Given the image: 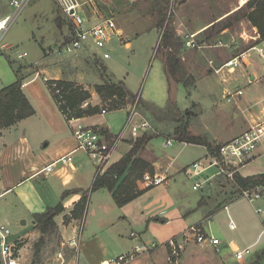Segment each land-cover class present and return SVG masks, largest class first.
<instances>
[{
	"label": "crops",
	"instance_id": "0c3cea01",
	"mask_svg": "<svg viewBox=\"0 0 264 264\" xmlns=\"http://www.w3.org/2000/svg\"><path fill=\"white\" fill-rule=\"evenodd\" d=\"M249 1L251 0H246L245 4H241V0L227 1L228 4H226L224 11L214 16L211 20H206L201 23L198 11L196 13L192 11L189 20L185 13H179L174 23V27L184 44L180 54L182 63L187 73L195 79L194 84L189 87V98L202 100L204 97H208L211 100H215L220 97L225 102L222 103L220 108H210L211 115L217 118L215 122L219 125L218 127L216 126L217 128H213L212 134H210L211 136L195 134L190 129L191 136L206 137L210 143L217 146L240 136L252 125L260 122L264 117V40L261 39L258 28L248 18H233L232 21L228 22ZM3 18H0V20ZM187 21H190V24ZM44 36L45 34L38 36L40 42L46 41L43 39ZM190 36H194L203 48H186L185 41ZM122 45H125L126 48H131L132 46L130 41ZM3 48L13 47L6 43V45H3ZM73 61L78 60L75 59ZM165 62L166 56L163 53L162 63L165 78L169 85L174 83L184 87V84L176 83L168 77ZM230 62H233V64H229ZM35 64H39L38 66H40L42 62ZM67 71L69 72L68 75L63 74L62 77L56 80L60 79L73 83L76 87L80 86V88L82 85H86L84 90L91 94L89 100L94 98L99 102V104L92 105L91 109L95 111L96 109H100L99 106H102L105 100L99 95L96 88L104 85L105 81L101 80L98 83L88 82L85 78L88 76L81 72L78 73H81L83 76L77 74L76 67L71 66ZM77 75H79V81L77 80ZM117 79L115 81L122 83L130 92V86L125 81ZM39 80H41L39 74L32 81L26 82L24 79L22 87L23 92L35 109V114L17 125L1 131L0 135V225L7 226L12 232V239L19 243L22 264H31L32 259L39 257V255L36 256V244L32 245V241L39 237L41 232L36 228L33 215L42 214L51 208L57 207L62 202V196L66 192H71V194L64 199V208L65 210L71 209V211H74L75 206L84 197L85 193L90 190L98 175L94 162L82 151L74 155L75 159H73V162L67 165H57L51 173L45 171L49 165L72 153L77 148L78 143L74 136V129L79 126H97L104 127L110 135H116L110 127L111 122H109V119H106L109 117L106 115L107 113L103 115H87L75 119L72 123H68L44 81L39 83ZM232 94L240 95L228 100V96ZM197 103L199 104L200 102ZM193 105L196 107V103ZM226 105L233 106L230 108ZM213 107H216V105L214 104ZM117 113H123L125 121H128L130 118L126 110L123 109L115 110L109 115ZM145 122L149 123L136 111L132 118V126ZM149 128L141 129L138 136L142 132H147ZM132 136V133L129 131L126 133L124 138L130 139V142H121L119 144L127 147L126 154H120L117 158L111 160V167L117 164L132 150L133 143L135 142V139H131ZM152 141L147 144L146 149L143 147L134 157V160L138 159L148 163L149 168L143 170L142 165H136V173L133 174L132 180L136 185L140 179L138 172L150 170L153 173L152 175L160 176L165 180L162 186L140 191L142 192L140 198H137L124 207L117 206L112 193L108 189L99 190L100 192L106 191L110 195L113 203L118 208H121V211L125 214L122 218L124 221L128 223L132 221L130 220V216L132 215L130 209L132 207L135 205L142 207L144 203H147L143 211V213H147L146 219L148 218V221L145 223L146 231L149 228L156 231L160 226L170 228V234L167 240L160 246L157 242L148 244H158V248L151 251L157 250L153 255L159 253L158 257H154L149 264H159L160 254L165 253L163 252L164 249L166 250L165 245L172 238H179V236L183 235L185 236L183 238L185 244L191 242L186 236L194 228L197 230L201 228L207 236L220 240L221 243L218 246L211 244L201 246L195 239L198 247L203 251L213 254L214 257L212 258L214 261L216 260L217 264H249L247 262L252 260L253 257H256L255 259L261 258L264 263V210L262 208L264 207V192L262 193L261 199L255 203H251L243 197H238L235 192L237 189L235 186L222 183L230 187L233 193H236V197L229 202L226 201V203H223L221 207L219 206L220 208L213 212L212 210L209 211V207L206 206V208L208 207V212L200 204V196L203 193L194 191L193 186V193H199L200 196L193 201L192 207L186 209L177 204L179 201L177 197L168 194L171 190L168 191V189H165L166 193L165 197H162V201L169 202V206L171 208L174 207L175 210L169 213L166 210L160 211L154 208L150 211V208L154 204H151L149 200L161 202L158 194H151L160 188L169 187V185L174 183L176 176L182 173L187 174L189 169L185 168L181 170V168H172L175 165V158L171 161L170 165L164 166L163 162L159 158H156L152 152ZM173 141L175 144L176 141ZM180 143H183L185 146L193 145L186 142ZM197 146L205 150L203 157L207 158L209 153H211L206 146ZM262 160L264 158L254 160L243 167L238 175L243 178L264 175V164L262 162V164H256ZM132 168L133 163L119 180V185L127 177ZM135 179L137 180L136 182ZM147 196H150L149 199H147ZM259 203L261 206H259ZM242 204H248L254 209L255 214L260 217L262 216V220L259 219L258 225H247L243 218V211L239 210ZM258 210L261 211L258 212ZM63 214L65 212L55 218V222L61 233H63L62 229L65 227L62 226L64 220ZM59 220L60 222H58ZM73 220L74 222L78 221ZM173 222L181 223L179 228L171 229L174 226ZM18 223L21 225L18 226ZM28 226L30 228L26 229ZM65 230L66 236L64 238L67 241L65 245L70 248L74 255L75 249L71 245V242H77V239L75 237L67 239L71 232V227ZM133 234L134 237L137 235L135 232ZM78 244L81 254L82 250H80V247H83L81 239L78 241ZM247 248H251L253 251L252 255L248 256L244 262L237 261L235 252L243 251ZM60 253L65 254L66 264H76V256L72 258V256L67 255L64 251ZM59 254L54 257L53 263L51 264H62V259H59ZM108 260V258L100 257L95 260L94 264H102Z\"/></svg>",
	"mask_w": 264,
	"mask_h": 264
},
{
	"label": "rangeland",
	"instance_id": "374dc122",
	"mask_svg": "<svg viewBox=\"0 0 264 264\" xmlns=\"http://www.w3.org/2000/svg\"><path fill=\"white\" fill-rule=\"evenodd\" d=\"M14 1L16 0H0V18L12 15L14 12L12 3ZM168 1L169 0L96 1L104 14L115 17L118 28L122 33V42L118 40L112 42L111 59L104 63H96L93 59L86 60L84 57L76 58L78 61H73L75 58H69V60L64 61L56 57L53 50L67 41L69 30L68 21H66L60 12L55 0H30L20 16L14 21L4 41L0 43V89H2L3 86L6 87L15 82L19 68V77L23 80L25 79L26 82L34 80L39 74L41 78L39 83L44 81L52 96L54 93L52 84L56 81H63L56 79L62 77L63 74L68 75L69 72L67 69L71 66L77 68V74L82 75L81 73H84L88 76H84L88 82L98 83L104 80L107 82L120 83L115 81L117 78V80L125 81V83L130 86V92L135 95V98L126 97L124 99V104H119L117 107L111 106V104H113L112 101L114 103L115 101L118 102L117 99L114 98L112 101L105 100L103 105L99 106L100 109H96L97 113H95L103 115V111L106 110V115L109 116L106 119H109V122H111L110 127L117 135L114 136L109 134L111 142L118 141L116 146L117 149L115 148L111 160L117 158L120 154H126L125 151L127 147L119 144L121 142L129 143L130 139H125L124 137L128 131L130 133L132 132L131 128L128 127L129 120L127 119L128 121H125L123 113L109 114L115 110L123 109L126 110L128 116L131 118L134 110L135 112L137 111L149 122L150 128L147 132H142L141 135L136 138L133 136L131 137V139L135 138L133 146L139 140L151 137L152 140H154H150L152 141V152L156 158H159L160 161L163 162L164 166L170 165L171 161L175 158V165L172 168H181V170L189 168L187 174L182 173L176 176V178H174V183L169 185V187L160 188L151 194H158L161 202L149 200L151 204H154V206L150 208V211L157 208L160 211L166 210V212L171 213L175 208H171L169 202L167 203L165 200L162 201V197H165V189H168V191L171 190L170 193L168 192L169 195L172 194V196L177 197L179 200L177 204L179 206L185 209L192 207L193 201L200 195L192 191L194 182L190 168L195 162L205 161V157H203L205 150L202 147L197 145L185 146L183 143H180L182 134L180 131L188 124L189 133H191V129L195 134L211 136L210 134H212L213 128L219 125L215 122L217 118L211 115L210 108H220L222 103L225 102H223L220 97L215 100H211L208 97H204L202 100L198 98L190 99L189 88L174 83L169 85L166 80L162 63V56L163 53H165V49L163 50L159 44L162 33L158 25L160 22V8L165 7ZM227 1L230 0H170L169 2L171 3L170 11L174 10V15H172L174 23L176 22L177 14L185 13L189 20L192 11L195 13L198 11L201 23L206 20H211L214 16L224 11L226 4H228ZM246 13L247 11L242 13L240 17L234 16L230 18L228 22L232 21L233 18H246ZM168 18L171 19L169 15ZM187 23L190 24V21H187ZM40 34H45L43 37V39L46 40L45 42L39 41L38 36ZM127 41L131 42V48H126L125 45H122L126 44ZM6 43L14 49L3 48V45H6ZM24 53L27 54V58L20 59L19 55ZM69 61L70 63H68ZM41 62L42 64H40V66H38L39 64H35ZM79 75H77L78 81L80 80ZM45 79H49L48 82ZM85 87L86 85L81 86L83 89ZM88 102L92 105L99 104L97 99L94 98L88 100ZM197 102L200 103L198 104ZM194 103H196V107L193 105ZM214 104L216 107H213ZM226 106L232 108L233 105ZM83 108L88 110L90 106ZM68 119L73 120L75 118L72 117L71 114H68ZM85 127L92 128L102 134L106 131L104 127ZM171 139L176 142L173 147L167 148L165 146L166 140ZM147 144L143 146L145 149L148 146ZM111 162L112 161L108 164H102L100 167H96L97 170L99 168L101 175L105 174L111 168ZM261 162L264 164V160L256 164H262ZM146 173L153 174L150 170L138 172V177H140V179L135 185L136 192L150 190L145 189L140 183V180ZM235 192L239 198H242L237 189ZM235 192L233 193L232 189L225 184L212 183L207 189L203 190L202 193L205 195L201 194L200 204L207 211L208 207L209 211H216L223 203L234 199L236 197ZM149 197L150 196H147V199H149ZM88 201L85 216L80 217L76 222H74V218L71 216L73 213L71 209L64 211L65 214H63L64 220L62 226L66 228L64 227L62 229L63 233H61L59 229L55 234L46 236L40 233V236L32 241L33 245L37 244L41 239H44L45 245L41 249L39 257L32 259L31 264H51L53 263L54 257L63 251L67 255L72 256V258L76 256V251L73 255L70 248L65 245L67 243L64 238V236H66L65 229H69V227H71V232L67 239L75 237L77 242L80 239L82 241L83 247H80L82 252L81 254L79 252L80 264H94L95 260L100 257L108 259L116 258L131 251L133 248H139L142 245H148L152 242H157L160 246L167 240L170 234V228L162 226L158 227L156 231L151 228L146 231L145 223L148 221V218L146 219L147 213H143V211L147 203H144L142 207L135 205L130 209L132 213L130 220L132 221L128 223L122 219L125 214L121 211V208H118L113 203L110 195L106 191L89 194ZM206 206L208 207L206 208ZM259 206H261L260 203ZM262 208L264 210V207ZM239 210L243 211V218L247 225L256 226L258 225L259 219L262 220V216L260 217L255 214L254 209L248 204H242ZM58 222H60V220ZM180 224L179 222H173L174 226H172L171 229L179 228ZM19 225L21 224L18 223V226ZM28 228H30V226L26 229ZM144 231H146V233H144ZM133 232L139 236L137 239H134ZM197 233L207 236L203 233L201 228L198 229ZM193 236L194 233L193 230H191L190 234L186 236L191 242H187V244L184 242L185 240L183 238H185V236L183 235L179 236V238L175 237L171 239L172 241L174 240L178 246L180 263L217 264L216 260L214 261L212 258L214 256L211 252L203 251L196 245L197 243ZM169 242L165 245L166 250H163L165 253L162 255L160 254L159 264H170L169 258H172L173 249L169 245ZM156 251L157 250H149V252L141 254L134 264H149L154 257H158L159 253L153 255ZM255 258L256 257H253L252 260H249L247 263L264 264L261 258Z\"/></svg>",
	"mask_w": 264,
	"mask_h": 264
},
{
	"label": "built area",
	"instance_id": "2783aa9c",
	"mask_svg": "<svg viewBox=\"0 0 264 264\" xmlns=\"http://www.w3.org/2000/svg\"><path fill=\"white\" fill-rule=\"evenodd\" d=\"M30 0H16L12 3L14 12L0 20V43L4 40L11 29L14 21L20 16L22 11L28 5ZM57 6L68 21L67 41L53 50L56 57L62 60L69 58H81L86 60L93 59L96 63H104L111 59L112 42L118 40L122 42V33L118 28L116 19L112 15L104 14L96 1L98 0H55ZM174 7V5H173ZM174 9V8H173ZM174 13V10L170 11ZM222 45V43H220ZM185 47L188 49H201L203 46L197 42L194 36H190L185 41ZM27 57L24 53L19 55L20 59ZM229 64H233L230 62ZM47 82L49 79H45ZM54 90L53 96L58 104L64 105V93L59 89V81L52 84ZM238 95H229L228 100H231ZM92 107L89 102L84 103L83 107ZM107 111L104 110L103 114ZM135 110L133 115L135 114ZM128 121V127L131 128L133 137H138L141 129L150 127L149 123L135 124L132 126V118ZM75 119L68 120L72 123ZM74 136L77 140V148L70 154L58 159L53 164L49 165L45 171L53 172L57 165H67L73 162L74 155L82 151L86 153L94 162L96 167L102 164H108L118 141L111 142L104 134L92 129L79 126L74 129ZM134 138V139H135ZM174 141L167 140L166 146L172 147ZM217 150L209 153L204 162H195L191 166L193 178V190L203 192L210 184L227 183L235 186L241 197L247 199L251 203H255L262 197L264 192L263 186H258L252 189H242L237 184L236 177L240 170L258 158H264V117L263 119L252 125L240 136L217 146ZM98 174L101 172L98 168ZM165 180L156 175L146 173L140 180L141 185L145 189H153L164 184ZM261 210H258L260 212ZM197 243L201 246L211 244L218 246L221 242L214 237L205 236L197 233V229H192ZM138 235L134 237L137 239ZM76 251V264H79V244L71 242ZM169 245L173 249L172 258H169L170 264H181L178 246L175 241L171 240ZM158 248V244L142 245L139 248H133L131 251L122 254L116 258H111L102 264H134L137 258L149 250ZM236 259L239 262H244L248 256H251L253 251L247 248L243 251H236ZM0 264H22L19 249V243L12 239L11 230L0 225ZM59 259H62V264H66L65 254L60 253Z\"/></svg>",
	"mask_w": 264,
	"mask_h": 264
},
{
	"label": "trees",
	"instance_id": "16d2710c",
	"mask_svg": "<svg viewBox=\"0 0 264 264\" xmlns=\"http://www.w3.org/2000/svg\"><path fill=\"white\" fill-rule=\"evenodd\" d=\"M169 1L165 7L160 8V22L158 27L161 29L162 36L159 44L163 50L165 49V67L168 77L176 83L184 84L186 88H189L194 84L195 79L187 73L182 63L180 54L184 44L174 27V19L172 18L174 13H171V19L168 18L171 7V3ZM246 11L247 13L245 14V17L248 18L256 28H258L261 39L264 40V0L249 1L243 8L239 10L238 13L235 14V16L240 17V15ZM19 73L20 68L17 72L18 75L16 82L0 90V135L2 130L11 128L35 114L33 105L23 92V79L19 77ZM59 89H61L62 93H64V105L60 106L56 101V98L54 96L53 98L67 121L69 120L68 114H71L72 117L78 119L97 113V111L94 109L92 110L91 107L88 110L83 108L84 103L88 102V100L91 98V94L88 91H85L80 87H76L73 83L65 81L59 82ZM96 90L106 101H112L114 98L118 100V102L115 101V103L112 101V107H117L119 104H124V99L126 97H131L133 99L135 98V95L129 92L122 83H112L110 81H105V84L98 86ZM180 132L182 133L180 139L181 142L206 146L211 153L218 148L217 145L210 143L206 137L191 136L188 132V124H186ZM103 134L108 139L110 138L108 131H105ZM150 140H152L151 137L148 139L139 140L133 146L132 150L117 164L112 166L105 174H98L96 176L91 189L85 193L86 195L75 206V209L72 213V216L75 220L85 216L89 202L88 195L101 189H108L112 193L118 207H124L142 195L141 192L135 191V187H133L135 184L132 180V177L134 176L133 174L136 173V165L140 164L143 167L142 169L146 170L149 168V164L142 160H134V157ZM132 163L133 168L123 180V182L117 186L119 180ZM136 181L137 180L135 179V182ZM236 181L242 189H252L258 186L264 187V175H258L249 178H243L237 175ZM70 194L71 192L64 193L62 196V202H60L57 207L53 209L51 208L45 213L33 215L36 228L42 233V235L46 236L49 234H55L58 231L55 218L65 211L63 201ZM44 245V239H41L35 245L36 256L39 255Z\"/></svg>",
	"mask_w": 264,
	"mask_h": 264
},
{
	"label": "bare ground",
	"instance_id": "6f19581e",
	"mask_svg": "<svg viewBox=\"0 0 264 264\" xmlns=\"http://www.w3.org/2000/svg\"><path fill=\"white\" fill-rule=\"evenodd\" d=\"M246 3V0H241V4H245Z\"/></svg>",
	"mask_w": 264,
	"mask_h": 264
}]
</instances>
